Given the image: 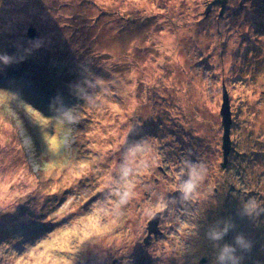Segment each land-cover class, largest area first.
Segmentation results:
<instances>
[{"label":"rangeland","instance_id":"rangeland-1","mask_svg":"<svg viewBox=\"0 0 264 264\" xmlns=\"http://www.w3.org/2000/svg\"><path fill=\"white\" fill-rule=\"evenodd\" d=\"M0 264H264V0H0Z\"/></svg>","mask_w":264,"mask_h":264},{"label":"water","instance_id":"water-1","mask_svg":"<svg viewBox=\"0 0 264 264\" xmlns=\"http://www.w3.org/2000/svg\"><path fill=\"white\" fill-rule=\"evenodd\" d=\"M27 36L30 40L31 44H35L37 41V36L34 28L29 27L27 29ZM220 114L222 116V125H223V163L222 166L224 167L227 163L228 154L231 149V141H230V126L232 124L231 121V112H230V105H229V98L226 90L223 88V102L220 110ZM160 220V213L156 214L149 222H148V234L147 238L144 240V244L147 246L149 245L152 239H157V236L160 234V230L158 228V222Z\"/></svg>","mask_w":264,"mask_h":264},{"label":"clouds","instance_id":"clouds-1","mask_svg":"<svg viewBox=\"0 0 264 264\" xmlns=\"http://www.w3.org/2000/svg\"><path fill=\"white\" fill-rule=\"evenodd\" d=\"M190 186H191V181L190 180L186 181L184 184V187L186 188V187H190ZM181 191H183V188L181 189ZM254 210H255L254 205L246 206V214H251L252 211H254ZM226 232H227L226 228L222 231H212L210 233V238L213 240H220L222 238V236L226 234ZM236 243L237 244H243V238L238 236L236 238ZM231 252H234V249L231 248V246H228V245L223 246L218 259L220 261H225L226 259L227 260L230 259L231 257L229 256V253H231Z\"/></svg>","mask_w":264,"mask_h":264},{"label":"flooded vegetation","instance_id":"flooded-vegetation-1","mask_svg":"<svg viewBox=\"0 0 264 264\" xmlns=\"http://www.w3.org/2000/svg\"><path fill=\"white\" fill-rule=\"evenodd\" d=\"M226 165H227V163H226ZM226 165L224 167H226Z\"/></svg>","mask_w":264,"mask_h":264}]
</instances>
